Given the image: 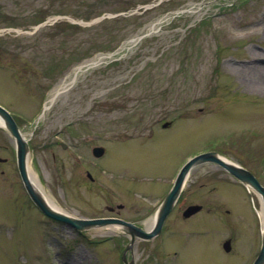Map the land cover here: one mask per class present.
I'll return each mask as SVG.
<instances>
[{"label":"rangeland","instance_id":"1","mask_svg":"<svg viewBox=\"0 0 264 264\" xmlns=\"http://www.w3.org/2000/svg\"><path fill=\"white\" fill-rule=\"evenodd\" d=\"M62 83L70 88L44 111ZM0 105L29 140L43 190L74 217L111 216L109 206L126 203L123 180L158 169L170 174L161 173L165 183L187 158L208 151L264 185V0H0ZM99 145L108 154L93 185L86 170ZM15 146L0 127V157L10 160L0 164V264H123L130 236L122 230L77 232L39 211L19 177ZM204 169L216 175L207 219L220 228L211 226L206 244L186 232L192 228L136 238L128 252L134 264L251 263L249 191L217 178L213 165ZM251 195L260 214L262 201ZM155 198L130 205L145 203L147 214ZM219 204L232 215L217 212ZM258 213L250 232L259 253ZM150 221L140 224L150 231ZM230 235L227 255L219 245Z\"/></svg>","mask_w":264,"mask_h":264},{"label":"flooded vegetation","instance_id":"2","mask_svg":"<svg viewBox=\"0 0 264 264\" xmlns=\"http://www.w3.org/2000/svg\"><path fill=\"white\" fill-rule=\"evenodd\" d=\"M172 126L173 125H171V127ZM171 127H169V128H171ZM151 143H153V142H151ZM91 154H92V151H91ZM107 154H108V148H106L105 156ZM93 158L94 159H93V161H91V165L94 167L91 168L92 169L91 171L86 170V178L88 179V181L91 184H93V185L97 184L98 185L99 178L97 175L98 172H96L97 171L96 166L99 165V160H101L103 157L102 158L93 157ZM189 158H187V159H189ZM9 161L10 160H8L5 163L0 162V164L1 165L8 164ZM185 162L176 170V172H174L173 176L171 175L169 180H167V182H165V183L162 182V180L160 179L161 173L164 175H168V176L170 174L164 173L163 171H158V169L153 170V171L147 170L145 173L140 174L139 176L135 175L136 177L134 176L132 178L131 177L126 178L125 180H123V182H124L123 184H124V186H126V188H125L126 189V196H127L126 197L127 200L125 201L126 203L116 205V207L109 206L108 211H109V213H111V216H100V217H93V218L110 217V218L128 221V222L134 223V224L139 225V226H141L140 223L145 219L153 220L156 217V214L158 213V209L160 208V206L164 202L167 194L172 189V187L176 181V178L180 172V169L185 164ZM210 165H213L214 167H216L220 170L221 173L217 176V178H223L224 180H226V177H229V179L230 180L232 179L233 182H235V184H238L240 187L245 188L243 186V184H241L239 181L235 180L225 169L220 168L216 164L210 163V164L202 165L200 167H196L195 169L192 170V172L188 176V179H187L186 183L184 184V187L181 191V194H180L178 200L176 201L174 207L172 208V210L170 211V213L166 217V219L163 223V226H162L161 234L165 230L167 232H170L171 234H173V233L179 234L181 232V229L187 230V229L192 228L186 232L193 233V234L197 235L199 239H196V240L198 242H202L203 244H206V243H208L209 237L207 238L205 236H207L206 234L208 233V231H210L211 226L213 225L214 228L218 226L220 228L218 223L210 222V220L207 219L211 215V213H213L211 207H209V193H210L209 188L212 186L211 180L216 181V177H215L216 175H214V172L209 174V172L207 171L208 169H204V166H210ZM94 172H96V174H94ZM199 172H201V174L197 175ZM208 176L209 177L214 176V177L209 180ZM83 185L86 186V185H88V183L86 181H83L81 186H83ZM163 186H165V190H163V189L160 190V187L163 188ZM213 188L216 189V185H214ZM139 190L141 191L140 193H138ZM246 191L248 192L247 189H246ZM248 194H249V199H250V205H249L250 214L249 215L247 213L245 214V222H247L250 225V230L248 228H246L245 234H246V240L251 243L250 249H249L251 257H249L248 260L250 258H253V260L250 263V264H253L254 260L258 256V248L257 247L253 248L254 244L257 246V240L253 239L252 233L250 231H251V229L253 230V228H254V220L252 218V213H257V212H256V207L253 204V197H252L251 193L248 192ZM138 195H139V197L143 198L144 200H148L150 197H156L152 207H148L147 208L148 210L145 209L148 212L147 214L144 213V211H142L145 208V203H143V205L139 208L135 207L134 205H130L131 202H133V201L137 200V198H139ZM232 200H237V198L234 197V198H232ZM148 201H150V200H148ZM217 206H218L217 212L220 211L219 213H223L225 216L228 214H230V216L232 215L231 214L232 211H230L229 209H225L224 205L219 204ZM219 208H221V209H219ZM121 211H124V212L128 211V213H133L134 214L133 216H135V217L130 219V220H126L120 216ZM176 222H177L178 226L174 227V224ZM218 230H220V229H218ZM226 241H230L231 247H232V243H233V246L235 243V237L233 235H230L229 237L225 238L223 240V242L221 243V245H219V248H223L224 243ZM179 242L182 243L181 241H179ZM232 249H233V247H232ZM232 249L230 250V252H226L227 255H230V254L232 255V253H233ZM253 252L255 255L252 254ZM176 254L177 253H175V255Z\"/></svg>","mask_w":264,"mask_h":264},{"label":"water","instance_id":"3","mask_svg":"<svg viewBox=\"0 0 264 264\" xmlns=\"http://www.w3.org/2000/svg\"><path fill=\"white\" fill-rule=\"evenodd\" d=\"M44 23L37 27L36 29L40 28L41 26L46 25ZM84 24V23H81ZM86 25V24H84ZM65 90H61L59 92L62 93ZM0 119L4 123V128L9 132V134L13 137L16 143V158H17V165L19 174L21 176L22 182L24 187L32 200L35 206L46 216L58 222L67 224L68 226L76 229L79 232L94 230L106 227L108 225H119L122 227V231L131 235V241L129 247L126 249L122 261L125 264H134V262H128L126 259V254L136 239L143 238V239H151L158 235L161 230L163 223L174 207L177 199L180 196L182 187L187 179L190 171L202 164L205 163H216L220 167L226 169L234 178L242 182L244 185L255 191L264 204V186L260 183V181L248 170L244 169L243 167L236 165L221 156H219L215 152H208L198 156L193 157L190 159L180 170L178 177L175 181V184L169 194L167 195L166 199L164 200L163 204L160 206L158 210V215L156 217L154 228L151 232H146L144 229L126 222L120 219L114 218H99V219H85V218H78L72 215L65 214L63 212L57 211L53 209L44 197L36 190L34 185L32 184L29 172H28V157L30 155V146L24 135L22 134L21 130L19 129L18 125L16 124L15 120L11 116V114L2 106H0ZM105 153L104 147H95L93 149V154L95 157H101ZM6 160L0 158V162H5ZM226 251H230V242H226L224 245ZM253 264H264V223L262 229V246L259 252V255Z\"/></svg>","mask_w":264,"mask_h":264},{"label":"bare ground","instance_id":"4","mask_svg":"<svg viewBox=\"0 0 264 264\" xmlns=\"http://www.w3.org/2000/svg\"><path fill=\"white\" fill-rule=\"evenodd\" d=\"M96 64V63H95ZM66 84L62 83L59 87H57L52 95V97L49 99V102H52L53 99L56 97L57 93L59 91H61L63 88H66ZM0 127H4V123L3 121L0 119ZM31 164H32V159H31V156L29 155L28 157V161H27V165H28V172H29V177H30V180L32 182V184L34 185V187L36 188V190L44 197V199L47 201V203L55 210L57 211H60V212H63L65 213L61 208H59L57 205H55L50 199L49 197L47 196L46 192L43 190L40 182L37 180V178L35 177V174L34 172L32 171V167H31ZM67 214V213H65ZM261 217H262V220H264V209H262V212L260 213ZM151 223H153L154 221H150ZM148 223V224H151V223ZM113 229H120L118 226H113Z\"/></svg>","mask_w":264,"mask_h":264},{"label":"trees","instance_id":"5","mask_svg":"<svg viewBox=\"0 0 264 264\" xmlns=\"http://www.w3.org/2000/svg\"><path fill=\"white\" fill-rule=\"evenodd\" d=\"M106 19H104L103 21H105ZM102 21V22H103ZM56 24H58V25H61V22L60 23H56ZM52 222H54V223H58V222H55V221H53V220H51Z\"/></svg>","mask_w":264,"mask_h":264}]
</instances>
